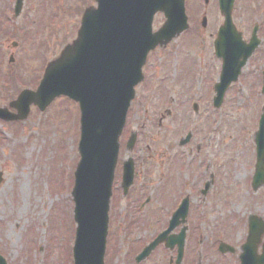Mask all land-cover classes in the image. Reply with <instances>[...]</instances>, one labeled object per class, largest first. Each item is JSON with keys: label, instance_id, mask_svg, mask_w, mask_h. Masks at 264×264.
Returning a JSON list of instances; mask_svg holds the SVG:
<instances>
[{"label": "rangeland", "instance_id": "374dc122", "mask_svg": "<svg viewBox=\"0 0 264 264\" xmlns=\"http://www.w3.org/2000/svg\"><path fill=\"white\" fill-rule=\"evenodd\" d=\"M207 1L204 5L203 0H186L190 31L193 33L195 28L199 32H186L175 38L170 46L173 47L170 58L162 67L163 76L170 75L171 81L177 80V84L183 86V95L187 99L181 104H184L185 114L188 113V97L191 95L197 104L206 102L220 74L208 41L223 19L218 15L217 0ZM11 2L14 0H0V107L14 100L20 89L36 88L46 63L55 59L65 43L74 37L84 8L94 5V0H64V12L53 9L57 5L53 0H25L20 18L25 19V24L21 25L18 19L12 18ZM234 3L232 21L236 29L248 42L252 27L256 26L259 46L241 70L237 82L228 89L222 107L216 110L201 106L198 110V137L194 139L191 135L189 143L182 147L178 145L180 138H184L186 122L183 119L186 115L168 117L164 109L169 107L174 112L176 105L166 104L170 99L164 97L166 87L161 85L158 88L164 94L156 93L151 108L146 111L134 107L129 111L120 139V160L128 155L125 142L130 131L138 129L140 136L134 152L138 148L147 150L148 146L150 151H160V156L167 153L165 157L169 165L163 172L162 168L147 165V161L143 164V159L137 157L138 152L135 153L139 171L136 183L142 182V177L144 188L134 189L135 199L130 194L127 196L129 206L122 198L119 185L114 186L104 264H134V257L166 227L167 215L178 198L181 184L190 194L191 188L186 182L193 181L196 175H200L205 190L202 191V204L193 201L191 205V209H195V219L189 221L190 228L185 234L187 260L182 264H239V247L246 237L248 216L257 214L264 221V187L256 192L251 189L255 163L253 139L264 105V95L260 93L264 72V0H236ZM5 11L9 12L8 20L3 18ZM45 12L48 21L54 15L61 18L66 13L57 34L53 30L55 27L48 29L47 25H41L38 17ZM203 15L207 16V30L200 28ZM163 21L162 14H157L153 30H157ZM22 34H27L32 44L25 42ZM13 42L17 43L15 48L11 47ZM187 48L190 55L185 56ZM207 49L211 52L202 55ZM10 54L14 62L8 64ZM158 60L164 58L158 57ZM152 63L159 64L155 55L149 62ZM212 65L214 72L210 68ZM202 67L208 74L201 70ZM158 74L153 70L149 76L153 79ZM138 93L141 95V90ZM172 98L176 100L175 96ZM207 111L212 113L207 115ZM166 130L172 131L173 136L165 140ZM78 139L77 105L61 97L53 100L43 113L31 107L27 119L18 124L0 121V172L3 174L0 184V255L6 264H72L75 225L70 218L73 208L70 192L79 161ZM169 145L177 149H170ZM196 145L200 146L201 153ZM185 149L188 150L184 152ZM197 152L200 153L198 156ZM147 171L151 177H145ZM147 198L150 199L146 203ZM131 208L136 220L124 230L123 226L131 223L123 217ZM131 218L132 213H129L128 219ZM179 229L180 226L174 233ZM220 239L235 248L233 255L221 257L217 253ZM175 253V249L170 251L159 247L141 264H169L170 258L174 261ZM198 253H203L200 262L196 257Z\"/></svg>", "mask_w": 264, "mask_h": 264}, {"label": "water", "instance_id": "95a60500", "mask_svg": "<svg viewBox=\"0 0 264 264\" xmlns=\"http://www.w3.org/2000/svg\"><path fill=\"white\" fill-rule=\"evenodd\" d=\"M97 8L85 11L77 40L64 48L60 56L50 62L36 91H23L10 107L0 109L4 121L24 120L30 105L44 111L57 97L65 96L78 103L80 111V161L74 174L72 197L75 203L74 221L77 224L73 256L75 264H103L108 224L111 184L117 159L118 139L125 116L134 95V87L142 80L141 68L149 51L165 46L187 28L183 0H96ZM233 0H219L224 17L215 42L217 57L223 61L220 83L216 86L218 107L226 88L236 81L241 67L258 46L253 30L245 44L231 23ZM161 12L165 22L155 33L151 23L155 13ZM262 93L264 94V78ZM128 142V149L134 143ZM255 173L252 189L264 186V107L255 133ZM131 162L123 169V189L126 193L132 181ZM1 182V173H0ZM187 202L182 204L167 231L160 234L137 257L144 259L160 243L172 248L178 244L181 256L184 230L177 236L168 233L184 222ZM264 231L263 223L249 218L246 244L242 246L241 264H264L256 255V246ZM221 252L233 251L221 245Z\"/></svg>", "mask_w": 264, "mask_h": 264}, {"label": "flooded vegetation", "instance_id": "af4514ba", "mask_svg": "<svg viewBox=\"0 0 264 264\" xmlns=\"http://www.w3.org/2000/svg\"><path fill=\"white\" fill-rule=\"evenodd\" d=\"M54 2L56 3L57 1L54 0ZM53 9L55 11H59V10L56 9L55 6H53ZM12 18L15 19L14 17H12ZM18 18H16V19H18ZM55 19H56V16L54 15L50 21L55 20ZM196 33H198V32L196 31ZM22 37L24 38L25 41L28 40V37L25 34H23ZM25 37H27V38H25ZM208 43H211L212 52H211L210 49H207L206 50V53L204 52V53H202V55H206V54H208V52H211L212 53V56L214 57L213 40L210 39L208 41ZM202 44H201V46H202ZM169 47H170V45L167 46L164 49H157L156 50V53L157 54H156L155 57H156V60L158 61L159 64H155V63L150 64L148 72H149V74H152L153 73V70H157L158 73H159L158 74V77L157 78H153V79L151 77H149L148 83L147 84H144L142 86V88H140L141 95H139V93H138V95H136V99L137 100L139 99V101L137 102V100H136V102H135L136 104L134 105V103H133L132 104V107H131L132 109H130V110H133L134 107H135V109H138L140 107V108L146 109V111H147L148 108H151L153 106L154 102L156 101V97H157L156 96V93L158 95V94H161L162 91H163V90H161V89L158 88L159 85H161L163 87H166L164 89V93H165L164 97L165 96H168L167 99H170L169 101H167L166 104L168 106H169V104L170 105H174L175 104L176 106L174 107V112H173L172 109H169V107L168 108H165L164 109V112L167 113V115H168V117L170 119H173L174 118V115H175V117L176 116L182 117V116H185L186 115L185 116L186 119H183L182 118L183 119V122H186L185 123V128L183 129V131H184V138H180L179 142H181V140L184 141L186 139V137H189V141H190L191 135L194 136V139H196L198 137L197 136L198 135L197 123L199 122V120H198L199 118H198V115H197L198 114V110L201 109V106H204V107H207V108L210 107L212 109V107H213V97H212V94H210L209 97L207 96V101L206 102H201L200 104H197L196 102H194V100L191 98V95H190L188 97V99H189L188 110H187L188 113L185 114V112H183V105L184 104H181V103H183V101L185 99H187V97L183 95V86L180 85V84H177V80L171 81V78L169 79L170 75L169 76H167V75L166 76H163L162 75V70H163L162 67L165 66L166 61L170 58L171 51H172V48H173V47H170V48ZM167 49H168L167 52L166 51L163 52L164 50H167ZM200 51L202 52V48L201 47H200ZM184 54H185V56L190 55L189 48H187V50L185 49ZM158 57H163L164 60H158ZM162 62H163V65H160ZM189 63H190V61H189ZM217 64L219 66V62L218 61H217ZM212 66L210 68L214 72L215 69H214V66L213 67ZM201 70H203V71H205L207 73V70H205L203 67H202ZM210 75H212V73ZM164 93H162V94H164ZM173 96H175L176 100L174 98H172ZM145 107H147V108H145ZM176 107H178V109H179V113L177 115H176V111H175ZM210 113H212V112L211 111H207L206 114L209 115ZM187 115H188V117H187ZM171 123L173 124V122H171ZM175 123H176V121H175ZM181 126H182V124L179 125V127H181ZM138 131H139L138 129H136V131H135L136 137H137L136 145L138 143V138L140 136V133ZM171 132L172 131L166 130V133H164L165 140L173 136L172 135L173 132L172 133ZM131 133H132V131H130L128 137L131 135ZM189 141L187 143H189ZM136 145H135V147H134V149H133V151L131 152V155H130V157L132 158L133 166H134V181H133V184H132V186L130 188V195H132V197L134 199L136 198V197H134L135 190H139V186H140L139 183H136V180H137V178L139 176V173L137 172V159L135 157V153L138 152L137 157L143 159L142 160V163L143 164H145V161H147V165L149 163V164H152L153 168H155V169H157L158 167L160 169L162 168L163 172H164V168L169 165V161H167V158L165 157V155H167V153L160 156L159 155L161 153L160 151L159 152H154V150H151L150 151L149 150L150 148L148 146H146V149L147 150L142 149V148H138V150L136 152H134L135 151V148H136ZM178 145H179V143H178ZM168 148H170V149H177L176 147H171V145H169ZM189 148H191V147H189ZM195 148H197L198 151H200V146L199 145H196ZM188 149H185L184 152H186ZM200 153H201V151H200ZM200 153L197 152L196 155L198 156ZM124 159L121 161L120 160V156H119V160H118V164H117V169H116V173H115L116 174L115 175V183L117 185H119V182L121 181V172H122V165H123ZM163 160L165 162L163 164H161V161L163 162ZM119 167H120V170L117 171L119 169ZM148 171H149V168H148ZM148 171L145 174V177L146 178L151 177L148 174ZM117 178H119V182L117 181ZM136 185H138V187ZM186 185L191 188L190 194H187L185 192V186L183 184H181V187H180L181 190L179 191L178 198L176 200H174L173 207H172L171 211L168 213L167 219H169L171 217L172 213L176 210L178 204L183 199H186L187 202H188V205H189L187 219H186L187 231H189L188 230V228H190L189 221L195 219L194 218V216H195V209H191V205H192L193 201H194V203H199L200 205L202 204V200H201V198L203 197L202 191L204 192L205 185L201 181L200 175H196L194 177L193 181H187L186 182ZM176 190H178V189H176ZM176 190H174L175 193H176ZM208 191H209V189H208ZM175 195H177V194H175ZM172 196H170V199H171ZM135 201H137V200H135ZM147 202H149V201H147ZM179 231H180V229H179ZM187 231H186V233H187ZM177 233H174L173 232V234H177ZM187 244H188V241L186 240V237H185V247H186ZM175 251H176V248H175ZM170 260L172 262H174L173 259L170 258Z\"/></svg>", "mask_w": 264, "mask_h": 264}]
</instances>
